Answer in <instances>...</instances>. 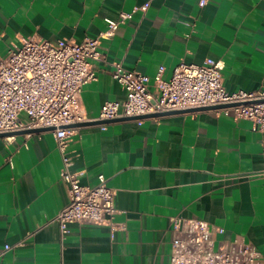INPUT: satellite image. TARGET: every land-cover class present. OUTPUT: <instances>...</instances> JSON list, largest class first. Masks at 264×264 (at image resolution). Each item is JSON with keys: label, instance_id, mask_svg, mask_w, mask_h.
<instances>
[{"label": "crops", "instance_id": "crops-1", "mask_svg": "<svg viewBox=\"0 0 264 264\" xmlns=\"http://www.w3.org/2000/svg\"><path fill=\"white\" fill-rule=\"evenodd\" d=\"M199 1L0 0V56L29 36L96 37L106 18L148 2L100 38L97 78L80 92L89 118L125 97L116 61L147 74L152 89L158 73L208 57L223 60L227 91L264 87V0ZM263 137L252 120L214 109L79 126L69 168L81 184L103 174L116 212L112 224L69 223L63 238L54 218L68 192L52 132L0 138V248L11 245L0 264H169L177 214L206 220L215 246L240 238L264 260Z\"/></svg>", "mask_w": 264, "mask_h": 264}, {"label": "built area", "instance_id": "built-area-1", "mask_svg": "<svg viewBox=\"0 0 264 264\" xmlns=\"http://www.w3.org/2000/svg\"><path fill=\"white\" fill-rule=\"evenodd\" d=\"M204 3L205 0L199 1L200 5ZM147 5L144 2L131 10H121L116 19L106 18V28L96 37L85 36L75 41L29 36L0 56V132L54 126L49 131L61 155L60 176L68 192V201L54 218L61 238L72 222L112 224L116 212L114 189L107 185L103 174H98L94 185L79 182L77 173L69 168L71 158L67 153L70 137L78 127L62 125L93 119L82 107L80 92L84 84L97 78L93 61L102 58L100 38L112 37L120 23ZM223 66V60L211 57L201 63L180 61L169 78L158 73L152 89L147 74L113 62L111 75L123 87L125 97L104 101L97 118L239 102L214 110L232 112L235 118H248L264 132V87L227 91L222 82ZM21 112L26 114V121L19 118ZM136 120L140 123L143 118ZM0 138L11 142L15 135ZM261 150L264 160V137ZM260 173L264 175V166ZM169 219L173 232L169 264H264L260 252L240 238L215 246L212 228L204 219L179 214ZM10 247L4 244L0 256Z\"/></svg>", "mask_w": 264, "mask_h": 264}, {"label": "water", "instance_id": "water-1", "mask_svg": "<svg viewBox=\"0 0 264 264\" xmlns=\"http://www.w3.org/2000/svg\"><path fill=\"white\" fill-rule=\"evenodd\" d=\"M239 104V102L235 103H221V104H215V105H204V106H198V107H189V108H182V109H171V110H165V111H158V112H152V113H146V114H140V115H121L114 118L109 119H103V118H95V119H89L84 121H79L75 123H69L62 125L63 127H79L84 126L88 124H95V123H105L110 122L114 120H124V119H137V118H146V117H158L169 113H175V112H192V111H198V110H204V109H217L222 108L229 105ZM54 126H37V127H25L18 130H12V131H4L0 132V137L10 134H25V133H32V132H41V131H47L50 129H53Z\"/></svg>", "mask_w": 264, "mask_h": 264}]
</instances>
